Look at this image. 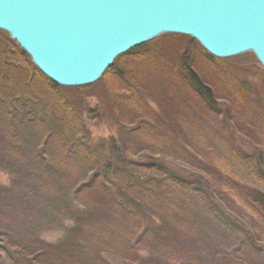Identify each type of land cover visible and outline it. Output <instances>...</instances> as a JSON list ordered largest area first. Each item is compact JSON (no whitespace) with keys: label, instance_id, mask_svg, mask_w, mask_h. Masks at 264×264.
<instances>
[{"label":"trees","instance_id":"obj_1","mask_svg":"<svg viewBox=\"0 0 264 264\" xmlns=\"http://www.w3.org/2000/svg\"><path fill=\"white\" fill-rule=\"evenodd\" d=\"M150 44L113 61L101 77L110 89L87 109L81 92L101 79L82 87L58 86L0 31V172L9 178V184H0V224L24 230L18 237L0 235L10 264H111L107 256L128 264H177L175 256L181 254H192L188 264H196L192 261L209 246L213 216L231 222L211 181L199 172V164L207 169L217 161L201 163L199 141L179 133L173 117L196 114L184 103L183 90L225 123L232 101H216L189 65L191 55L176 59L177 73L183 74L177 87L167 85L158 90L160 97L153 96L139 76L147 79L153 74L149 61L166 54L152 51ZM237 88L244 94L249 89L246 84ZM261 101L264 121V95ZM84 119L107 120L114 134L92 140ZM234 152L241 154L238 147ZM231 161L218 160L224 169L220 184L264 220V192L231 172ZM63 219L72 225L59 242L46 243L36 235ZM219 254L212 251L213 258Z\"/></svg>","mask_w":264,"mask_h":264},{"label":"water","instance_id":"obj_2","mask_svg":"<svg viewBox=\"0 0 264 264\" xmlns=\"http://www.w3.org/2000/svg\"><path fill=\"white\" fill-rule=\"evenodd\" d=\"M0 31L63 87L97 82L118 56L164 34L214 58L251 53L264 69V0H0Z\"/></svg>","mask_w":264,"mask_h":264},{"label":"rangeland","instance_id":"obj_3","mask_svg":"<svg viewBox=\"0 0 264 264\" xmlns=\"http://www.w3.org/2000/svg\"><path fill=\"white\" fill-rule=\"evenodd\" d=\"M150 45L152 51L158 50L162 52V55L166 54L165 59L159 57L160 59L152 60L154 63L149 61L148 65L151 68L149 72L153 74H148L147 79L139 76L143 86L150 92H155L151 93L153 96L160 97L161 92L158 93V90L167 85H171L173 90L177 87L176 78L181 80L183 74L177 73L176 59L179 60L181 55H191L189 65L198 73L203 83L213 90L216 101L222 104H225L226 100L232 101L227 102L231 103L233 112L225 123L207 112L200 98L196 99L188 89L183 90L184 103L188 104L196 114L191 117L189 115L173 117L174 125L179 133L184 130L187 136L194 141H199V159L203 161L201 163L208 161L209 158L217 161L213 163L214 166L207 169L199 164V172L211 181L217 199L231 216V222L228 225L223 223L224 221L218 222L213 216L215 225L211 232H208L209 246L207 245V248L201 251L198 260L192 262L196 264H264V220L244 205L245 203L234 191L220 184L219 175L224 172V169L221 162L218 163L220 158H231L232 161L227 163L229 170L248 186L264 192V121L260 113L261 96L264 95V69L251 53L223 59L209 58L202 47L188 36L164 34L152 40ZM229 80H234V83L230 84V89H225L229 86ZM240 84H246L250 92L248 90L245 94L240 92L237 88ZM109 85L106 80L101 79L99 84L83 89L81 93L86 96L82 97L84 108L94 109L96 97H99L101 93H107L110 89ZM103 88L106 91H103ZM231 90L236 94L232 95L233 93L229 92ZM255 94L260 97L257 98ZM88 95L92 96L88 97ZM252 100L256 105L251 103ZM150 107L155 110V102L151 103ZM84 122L92 140L106 139L114 134L115 127L107 120L97 122L84 119ZM226 126L229 130L225 128ZM230 130L232 136L229 133ZM235 147L240 149L241 154L234 152ZM156 156H159V153ZM168 156L171 157V155ZM257 161L261 162V166L256 167L253 164ZM0 184H9V178L3 172H0ZM71 225V221L63 219L57 228L42 229L37 231L36 235L46 243L55 244L65 236L66 230ZM5 233L18 237L24 234V230L14 227L5 229L0 224V235ZM3 245L0 239V248ZM212 251H219L222 254L213 258ZM106 258L111 264H128L113 256ZM175 258L178 259L175 261L178 262L177 264H188L189 260H194L192 254L176 255ZM0 264H10L9 257L2 249H0Z\"/></svg>","mask_w":264,"mask_h":264}]
</instances>
